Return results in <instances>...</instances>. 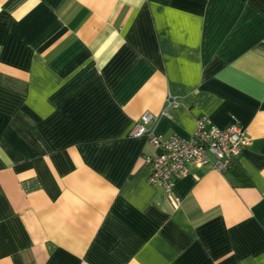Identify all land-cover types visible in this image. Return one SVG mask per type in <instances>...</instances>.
Here are the masks:
<instances>
[{"label": "crops", "instance_id": "crops-1", "mask_svg": "<svg viewBox=\"0 0 264 264\" xmlns=\"http://www.w3.org/2000/svg\"><path fill=\"white\" fill-rule=\"evenodd\" d=\"M146 112L249 144L173 206ZM0 264H264V0H0Z\"/></svg>", "mask_w": 264, "mask_h": 264}, {"label": "built area", "instance_id": "built-area-1", "mask_svg": "<svg viewBox=\"0 0 264 264\" xmlns=\"http://www.w3.org/2000/svg\"><path fill=\"white\" fill-rule=\"evenodd\" d=\"M174 98L167 99V107L175 104ZM162 114L169 116L166 110ZM156 121V117L146 112L129 131V136H146L147 141L157 154H145L143 163L149 169L148 182L159 186L164 196L177 206L179 197L174 193L175 183L188 173L187 165H210L221 173H226L241 150L249 144L243 129L233 117L226 127H218L205 116L195 118L194 130L189 138L173 133L168 137L153 134L147 126Z\"/></svg>", "mask_w": 264, "mask_h": 264}, {"label": "trees", "instance_id": "trees-1", "mask_svg": "<svg viewBox=\"0 0 264 264\" xmlns=\"http://www.w3.org/2000/svg\"><path fill=\"white\" fill-rule=\"evenodd\" d=\"M234 161L235 160H233L232 162H231V165L232 164H234ZM232 173V176H233V178H236V179H238L239 181H241L242 182V176H243V174L240 172V171H238L237 173L235 172H231ZM243 183V182H242ZM241 183V184H242Z\"/></svg>", "mask_w": 264, "mask_h": 264}]
</instances>
